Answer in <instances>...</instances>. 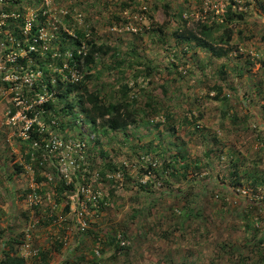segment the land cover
<instances>
[{
    "label": "rangeland",
    "instance_id": "rangeland-1",
    "mask_svg": "<svg viewBox=\"0 0 264 264\" xmlns=\"http://www.w3.org/2000/svg\"><path fill=\"white\" fill-rule=\"evenodd\" d=\"M4 8L10 14L29 8L37 16L8 19L0 29V261L10 252L27 264L72 259L90 264L94 255L100 264H264V183L245 179L237 187L229 167L236 160L241 169L264 177V0H19ZM228 11L243 14L230 24V43H217L225 23L208 39L227 51L225 57L180 37L196 33L200 21L221 23ZM27 18L44 29L34 50L24 48L29 39L18 35L23 30L17 26ZM181 19L187 21L185 29ZM77 30L110 47L92 66L89 89L100 91L107 102L110 93L119 95L121 85L130 82L136 105L157 109L144 117L159 122L157 128L136 124L127 129L129 138L122 132L102 136L86 123L85 104L66 111V101L76 102L73 94L57 98L58 89L49 94L42 87L40 63L56 73L54 83L60 64L73 52ZM12 56L26 58V66L9 61ZM17 71L23 83L26 74H34L32 88L17 81L30 95L10 89ZM75 71L73 78L79 76ZM216 84L228 105L213 100L209 88ZM41 96L48 101L42 103ZM165 109L174 121H164ZM200 114L204 136H192L194 127L183 118ZM32 132L41 140L23 152L26 141L35 140ZM182 141L189 142L192 160H202L198 170L190 165L188 179L170 187L141 174L174 152L170 142ZM148 180L155 185L140 192L138 185ZM190 184L205 198L200 203L195 197L193 212L180 217ZM104 197L108 200L101 203ZM220 207L224 214L217 213ZM141 228L148 239L141 237ZM114 235L126 248L113 260V247L105 243Z\"/></svg>",
    "mask_w": 264,
    "mask_h": 264
},
{
    "label": "trees",
    "instance_id": "trees-1",
    "mask_svg": "<svg viewBox=\"0 0 264 264\" xmlns=\"http://www.w3.org/2000/svg\"><path fill=\"white\" fill-rule=\"evenodd\" d=\"M243 14H237L236 12L228 11L224 17L222 22H214L212 25L207 24L206 21H200L195 29L196 33L191 30L188 31L187 34L184 32L180 34V37L185 42L194 41L197 46L203 48L204 50H207L213 55L214 57L221 59L227 55V51L223 47H215L212 42L210 43L209 40H213L214 31L217 29H220L222 25L227 24L228 27L223 26L222 35L218 38V44H228L232 40V26L230 24H233L236 20L242 19ZM180 19V18H179ZM186 20L181 19V26L185 29L186 27ZM36 28V26L34 27ZM36 30L34 31L36 33ZM76 39L73 40V56L68 59L67 67H64V65L61 63L60 68H62L61 72L58 73V76L55 79V82L53 83L52 77L53 72L48 67H46V63L42 62L40 63V69L43 72V78L41 81V85L43 88H46L47 92L49 94H53L55 89L59 90V94L57 98L67 99L73 94V99L76 102L73 101H66L65 107L66 111L69 113H72L73 109L75 108L76 104H80L82 107L83 104H85V107L83 108L85 121L87 124H89L90 129L96 133H100L102 136H108L111 134H118L119 132H122L126 138H129V135L127 134V129L129 126H133L138 124V126H144L148 129L151 128H157L159 125V122L155 124L154 121H148L145 120L144 117H149V112L152 114H156L155 111L157 110L154 108V104L148 106L142 107L137 106L138 97L136 96L135 90L133 87H131L130 82H124L119 92V95L115 93L113 95L110 93V96L112 99L109 101H105V98L102 96V93L100 91H91L89 89V80L93 77L92 71L93 67L96 64L97 57L99 55H105L110 51V47L106 44H98L94 39H87L86 33L77 30L76 32ZM16 35V34H15ZM17 36V35H16ZM19 37V36H17ZM19 39V38H17ZM20 39H23L21 36ZM209 39V40H208ZM23 42L21 41V44ZM28 47V45H24V48ZM32 55H36L35 52L32 53ZM27 63L26 58H20L18 60V65L25 67ZM58 69V68H57ZM76 70V71H75ZM78 72L79 76L77 78H73L72 75L74 72ZM56 74V73H55ZM136 84V82H134ZM215 92V96L213 97V100L220 101L221 103H227L228 105V97L224 96L221 97V94L223 93V88L220 85H214L209 88V91ZM107 97V96H106ZM46 109L50 107L49 104L44 105ZM136 107V108H135ZM165 116L164 121H174V115L170 110L165 109ZM140 115V117H139ZM224 116H227V113L224 111ZM202 117V114H200L198 117L193 116V119H188L187 117H184L185 124L193 126L194 130L193 133L190 132V135L192 136H204L203 130H200L198 128L197 122ZM231 117L233 118L234 123L238 121V118L235 114H232ZM237 124V123H236ZM171 130L175 133L176 128L171 127ZM169 135L172 134V132H168ZM33 138L35 140H27L26 146L23 148V152L29 147L32 143V141H38L41 140L40 134L38 132H32L31 133ZM216 142V141H215ZM171 148L174 149L172 153L169 154L168 158L162 159V162L159 164L158 162L153 164H148L147 168L142 170L141 174L143 176L145 175H154V178L156 180H159L161 186H164V184H167L168 186H172L173 182H179L182 178L185 180L188 179L189 176V169L190 165L195 167V169H200V161L198 160H192V154L188 150V141H182L181 143L176 142H170ZM157 152L160 150H156ZM168 152V150H165ZM212 150L209 151L211 153ZM33 150H29L28 153H26V160L27 163L30 164V157L32 156ZM102 156H106L105 152L101 151ZM209 155V154H207ZM109 169H116L117 166L107 164L105 166ZM230 172L232 175L235 176V184L237 187L242 186L245 179L249 180L253 185L259 184V182L264 183V177H262L258 172H249L244 169H241L238 166V162L236 160H231ZM20 165H16L17 171L20 169ZM101 175L105 177V173L101 172ZM106 178V177H105ZM129 180V178H127ZM143 180V179H142ZM155 181L151 182L148 180L145 183L140 182L139 191H147V188L151 187L153 188V185H155ZM62 186L64 189H66L64 183H62ZM69 187V186H68ZM72 187V186H70ZM69 187V188H70ZM196 186H193V184L190 186H185L186 190V197L184 198V201L186 202V206L180 209L179 216L188 218L189 215L193 212V206L198 205L195 204V197L199 199L201 203V199L203 200L205 198V194L202 193V189H200L199 194H195L194 192ZM203 188V187H202ZM151 189L149 192H151ZM232 190H235V188H232ZM104 200H108V198H102L100 200L101 203H105ZM174 209L172 210V212ZM216 211V209H215ZM222 211L221 213L224 214L223 209L220 207L217 210V213ZM244 219L247 221L252 222V218L246 214ZM140 231L141 237L143 239H148L147 233L145 232L144 228H141ZM121 240L117 238L116 235L109 236L108 237V244L105 243V246H111L113 250V257L114 260L115 257H117V254L120 251H123L126 247L121 246ZM264 243V237L260 239V244ZM121 253V252H120ZM119 253V254H120ZM118 258V257H117ZM94 262H89L90 264H100V261L98 262V257L94 255ZM82 261V258H80ZM66 264H81V262L78 260L75 261V259L67 260ZM0 264H27L25 259L18 255H12L10 252H4V259L0 261Z\"/></svg>",
    "mask_w": 264,
    "mask_h": 264
},
{
    "label": "built area",
    "instance_id": "built-area-1",
    "mask_svg": "<svg viewBox=\"0 0 264 264\" xmlns=\"http://www.w3.org/2000/svg\"><path fill=\"white\" fill-rule=\"evenodd\" d=\"M17 1H19V0H0V7H3V8H0V11H1V14H0V29H2L5 25H6V21L8 20V19H14V18H16V19H22V18H24L25 16H31V17H33V16H37V14H35V12H34V10L33 9H29V8H23V9H18L17 11H15L14 13H12V14H10L8 11V9H6V8H4V6H6V5H8V4H10V3H15V2H17ZM46 1V3L48 4V0H45ZM27 11H31V14H29V15H26V12ZM33 11V12H32ZM44 14L45 13H47V11L45 10L44 12H43ZM32 19V18H31ZM32 21H33V19L32 20H30L29 18H27L26 20H25V22H23V23H21V25H18L17 27H18V29H22L23 30V32H21V31H18V35L19 36H22V37H24V38H28L29 40H28V43H27V45H28V47H31L32 48V50H34V46L39 42V41H41L42 39H43V37H42V32H43V28H38L37 30L36 29H34V27H33V23H32ZM36 30V33L34 32ZM14 31H16L17 32V30H14ZM5 35H6V37L9 39V36H11L12 35V32H11V30H9V28H7L6 30H5ZM16 38V37H15ZM17 39V38H16ZM22 40V39H21ZM16 43L15 44H18V43H20V42H17L16 40H14ZM30 41H32V43L30 42ZM58 57H59V54L57 55ZM73 56V52L71 53V54H69V58L70 57H72ZM9 61H11V62H17L18 61V58H17V56H12L11 58H9ZM64 65V67H67V63H65V64H63ZM21 69L22 70H24V68L23 67H21ZM16 74H18L19 76H14V78L16 79V80H12V84H11V88L10 89H12L13 91H17V90H20L21 89V92H19V94H24V93H26L27 95H30V91H26V92H24V90H23V88L25 87V88H32L33 86H34V82L32 81V79H33V75L34 74H30V73H28V74H26L25 75V82L23 83V82H21V79H23L24 78V76H21L20 74H21V72L20 71H17L16 72ZM42 75V74H41ZM17 81H19V83H20V85H24V87H22V88H20L18 85H19V83L17 82ZM22 85V86H23ZM46 90V89H45ZM41 100H42V103H45L46 101H48V100H44V97L43 96H41ZM21 102H23L22 100H21ZM41 103V104H42ZM32 107V106H31ZM30 109L31 108H28L27 109V111L29 112L30 111ZM121 244L123 245L124 244V242H121Z\"/></svg>",
    "mask_w": 264,
    "mask_h": 264
}]
</instances>
